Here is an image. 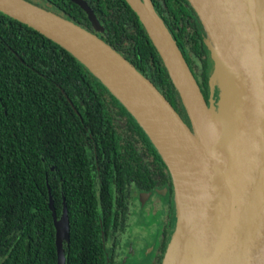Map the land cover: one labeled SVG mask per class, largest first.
Returning <instances> with one entry per match:
<instances>
[{
    "label": "trees",
    "instance_id": "16d2710c",
    "mask_svg": "<svg viewBox=\"0 0 264 264\" xmlns=\"http://www.w3.org/2000/svg\"><path fill=\"white\" fill-rule=\"evenodd\" d=\"M47 1L62 17L101 37L79 5ZM86 1L104 21L102 39L189 122L160 54L128 3ZM151 1L165 24L164 19L174 23L166 26L189 67L197 71L200 63L201 80L194 76L208 101L202 20L188 0ZM168 181L159 151L103 83L67 50L0 11V264H57L49 188L58 217L64 202L68 209L66 264H115L112 247L108 251L103 240L117 245L126 229L127 191ZM173 234L156 264H162Z\"/></svg>",
    "mask_w": 264,
    "mask_h": 264
},
{
    "label": "water",
    "instance_id": "95a60500",
    "mask_svg": "<svg viewBox=\"0 0 264 264\" xmlns=\"http://www.w3.org/2000/svg\"><path fill=\"white\" fill-rule=\"evenodd\" d=\"M72 1L98 27L88 3ZM125 1L160 54L189 122L97 35L28 0H0V11L72 54L126 107L159 151L173 178L177 212L162 264H264V0H188L206 29L215 62L208 101L152 1ZM214 79L222 88L216 110L210 104ZM188 89L200 130L184 97ZM49 208L57 264H66L68 209L64 202L58 217L50 188Z\"/></svg>",
    "mask_w": 264,
    "mask_h": 264
},
{
    "label": "flooded vegetation",
    "instance_id": "af4514ba",
    "mask_svg": "<svg viewBox=\"0 0 264 264\" xmlns=\"http://www.w3.org/2000/svg\"><path fill=\"white\" fill-rule=\"evenodd\" d=\"M30 1H33L40 6L42 5V2H38L35 0H30ZM43 1H45L46 3H49L47 0H43ZM75 4H77V3H75ZM49 5L58 14H60L61 16L64 15V13L62 11H60L58 8H55L50 3H49ZM96 17H97V20L99 22L98 27L95 26L90 21L89 16L87 14V18L90 21L93 29H95L99 32L98 34H99V36H101L100 38H104L103 34H106L104 21H103V19L98 18L97 15H96ZM164 20H166L165 22H167L166 24H168L167 25L168 27L169 26H170V28L174 27V23L172 22L171 19H164ZM202 34L204 35L205 33L203 32ZM205 55H206L205 59H206V62L208 64V69H211L213 64H212V60L210 58V52H209L207 47H206V54ZM198 64H199V69L197 71H193L191 69V71L194 75L197 74L196 76H198V78L200 77V80H201V76H200L201 67H200V63H198ZM202 70H203V68H202ZM170 178H171V184H170V181H168L166 185H162V187H159V188L155 187L152 189H146V188H138L136 186H132L131 188H129V191H127V193H126V196H127V201H126L127 213H126V215H127L128 220H127L126 229L123 233L118 234L117 245H115L113 243V241H111V239H104L103 240L108 251H109L110 247H112V250L115 254V258L113 260L115 264H122V259H123L122 251L124 249V246H125L127 240L128 239L131 240V234H130L131 217L134 218L137 215H139L143 219V218L147 217L148 215H150L151 213H154L158 218V224L154 225L153 229L159 228L160 234L157 235L156 240H154V241L151 240V242H149L150 244L146 248V253L144 255H142L140 258H138L139 260L136 263L137 264H156L157 260L159 259V256L162 255V253L164 251V242H166L168 237L169 236L171 237V235L174 233V231L176 229V223H177V212H176V202H175V192H174L175 189H172L174 182H173V178H172L171 173H170ZM172 193H173V196H172ZM116 205L118 207L117 203H116ZM144 236L147 237V234H145ZM153 248H154V250L150 253L151 260L148 263L147 255ZM165 252H164L163 258L166 254ZM109 257H110V255H109ZM110 258L108 260L109 263L111 262ZM127 263L131 264V261L127 260Z\"/></svg>",
    "mask_w": 264,
    "mask_h": 264
},
{
    "label": "rangeland",
    "instance_id": "374dc122",
    "mask_svg": "<svg viewBox=\"0 0 264 264\" xmlns=\"http://www.w3.org/2000/svg\"><path fill=\"white\" fill-rule=\"evenodd\" d=\"M38 2H42V7L45 9H48L50 11H53V8L49 5V3H46L43 0H35ZM58 14V13H57ZM210 52V58L212 60V68L209 69V77L213 74L215 75V62L212 57V53ZM221 93L222 88L221 86L216 82V79H214L212 83V93H211V105L213 106L214 110L218 109L219 101L221 100ZM158 224V218L154 213H151L145 218H141L139 215L136 217H131L130 222V234H131V240L128 239L124 249L122 251L123 259L122 264H126L127 260L131 261V264H137L136 262L139 260L142 255L146 253V248L150 244L149 242L156 240L157 235L160 234V229H153V226ZM177 224V223H176ZM147 234V237L144 236ZM154 250V248L148 253L147 259L148 263L151 260L150 253ZM128 264V263H127Z\"/></svg>",
    "mask_w": 264,
    "mask_h": 264
},
{
    "label": "bare ground",
    "instance_id": "6f19581e",
    "mask_svg": "<svg viewBox=\"0 0 264 264\" xmlns=\"http://www.w3.org/2000/svg\"><path fill=\"white\" fill-rule=\"evenodd\" d=\"M219 50H220V48H219ZM223 54H224V52H223ZM184 97H185L186 102H187V104H188V107H189V109H190V111H191V113H192V117H193V119H194V121H195V125L197 126L198 130H200V127L202 126V123L198 120V119H199L198 113L196 112V110H195L194 107H193V104H192V97H193V95H192V93H191V91H190L189 89H188V93L186 92V94H185ZM138 113L140 114L141 112L138 111ZM162 150H163L165 153H168L169 148H168V147H162ZM171 166H172L174 169H177V168H178V167H177V163L175 162V160H173V161L171 162Z\"/></svg>",
    "mask_w": 264,
    "mask_h": 264
}]
</instances>
